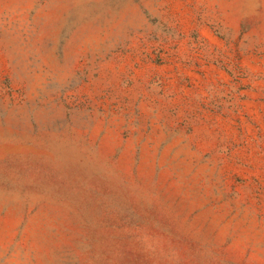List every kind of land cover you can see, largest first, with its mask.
Segmentation results:
<instances>
[{
  "label": "rangeland",
  "instance_id": "rangeland-1",
  "mask_svg": "<svg viewBox=\"0 0 264 264\" xmlns=\"http://www.w3.org/2000/svg\"><path fill=\"white\" fill-rule=\"evenodd\" d=\"M0 264H264V0H0Z\"/></svg>",
  "mask_w": 264,
  "mask_h": 264
}]
</instances>
